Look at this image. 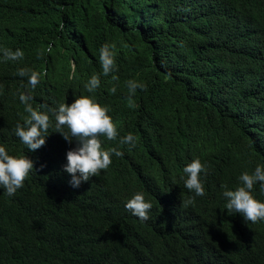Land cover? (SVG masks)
<instances>
[{
	"label": "trees",
	"instance_id": "obj_1",
	"mask_svg": "<svg viewBox=\"0 0 264 264\" xmlns=\"http://www.w3.org/2000/svg\"><path fill=\"white\" fill-rule=\"evenodd\" d=\"M105 43L117 66L107 76ZM3 49L24 58L4 62ZM22 67L42 73L36 108L82 95L108 106L119 136L102 144L123 156L73 188L64 166L76 141L51 112L45 144L29 151L14 134ZM128 80L146 85L135 107ZM129 132L136 146H120ZM0 145L34 168L14 196L0 188V264H264V221L227 212L222 196L264 166V0H0ZM194 159L208 166L205 195L185 208ZM138 192L153 206L146 222L125 208ZM252 194L264 202L259 183Z\"/></svg>",
	"mask_w": 264,
	"mask_h": 264
},
{
	"label": "clouds",
	"instance_id": "obj_2",
	"mask_svg": "<svg viewBox=\"0 0 264 264\" xmlns=\"http://www.w3.org/2000/svg\"><path fill=\"white\" fill-rule=\"evenodd\" d=\"M115 45L105 43L99 49V63L102 67L103 75L107 76L117 68ZM3 61H19L24 58V51L16 49H3ZM49 53L52 46L47 47ZM42 55V53H41ZM21 78H27L24 92L19 93V101L24 105V113L21 117L22 123H17L14 134L29 151H36L41 148L46 140L52 121L48 112L52 113L55 121V132L61 134L68 143L76 141V147L66 152L67 164L64 171L71 175L69 184L73 188H79L84 182H88L92 177H98L101 171L107 170L112 164V157L123 156V152L118 147L105 149L101 137L109 141L117 140L118 129L108 114L110 108L97 103L91 96L82 95L69 103H60L56 108H49L47 104H41L39 108L33 106L34 99L31 92L40 83L42 73L31 68L22 67L16 73ZM115 79V77H114ZM127 99L130 107H135L133 97L137 89L146 90V85L135 80L127 81ZM89 93H94L100 87L98 75H92L84 85ZM116 87L110 89V93L115 94ZM41 109H47L42 111ZM66 129V130H65ZM119 145L130 147L136 146V137L129 132L127 135L119 137ZM33 161L25 155L13 156L6 148L0 145V188L7 196L12 197L18 189L24 186L25 180L33 170ZM183 172L186 175L184 187L194 195L181 201L183 207L191 206L195 203L196 197L205 195L204 184L201 174L207 175L208 166L200 159H194L188 163ZM241 186L235 190L228 189L227 185H222V196L226 200V210L230 213L240 214L246 222L256 224L264 221V202L256 199L252 190L259 183L261 193H264V166H256L254 172L249 174L244 172L240 175ZM152 204L147 202L143 193H135L125 204L126 210L137 217L141 222L149 220L148 213L152 209Z\"/></svg>",
	"mask_w": 264,
	"mask_h": 264
},
{
	"label": "bare ground",
	"instance_id": "obj_3",
	"mask_svg": "<svg viewBox=\"0 0 264 264\" xmlns=\"http://www.w3.org/2000/svg\"><path fill=\"white\" fill-rule=\"evenodd\" d=\"M173 174H175V173H173ZM220 200V199H219ZM178 206V205H177ZM170 209V208H169ZM210 223V222H209ZM251 225V224H250ZM209 231H211V230H209ZM238 232V231H237ZM208 234V233H207ZM169 235V234H168ZM258 235V234H257ZM212 236V235H211ZM169 240V239H168ZM167 243V242H166ZM201 245V244H200ZM243 245V244H242ZM245 248V247H244ZM242 249V248H241ZM249 249V248H248ZM241 252V251H240ZM247 252V251H246ZM242 253V252H241ZM176 254V253H175ZM247 254V253H246ZM244 255V254H243ZM239 257V256H238ZM175 262V261H174ZM180 263V262H179Z\"/></svg>",
	"mask_w": 264,
	"mask_h": 264
}]
</instances>
